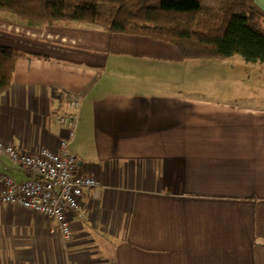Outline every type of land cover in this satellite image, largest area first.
<instances>
[{
  "label": "crops",
  "instance_id": "obj_1",
  "mask_svg": "<svg viewBox=\"0 0 264 264\" xmlns=\"http://www.w3.org/2000/svg\"><path fill=\"white\" fill-rule=\"evenodd\" d=\"M0 46L38 57L18 60L0 96V141L58 150L56 119L77 100L68 150L100 183L68 214L69 241L0 201V264H264V107L179 89L176 71L198 63L146 37L3 12ZM0 175L30 178L5 156Z\"/></svg>",
  "mask_w": 264,
  "mask_h": 264
},
{
  "label": "trees",
  "instance_id": "obj_2",
  "mask_svg": "<svg viewBox=\"0 0 264 264\" xmlns=\"http://www.w3.org/2000/svg\"><path fill=\"white\" fill-rule=\"evenodd\" d=\"M3 12L28 26L84 25L158 40L183 60L237 56L264 64V12L254 0H0ZM33 57L0 46V96L10 88L18 60Z\"/></svg>",
  "mask_w": 264,
  "mask_h": 264
},
{
  "label": "built area",
  "instance_id": "obj_3",
  "mask_svg": "<svg viewBox=\"0 0 264 264\" xmlns=\"http://www.w3.org/2000/svg\"><path fill=\"white\" fill-rule=\"evenodd\" d=\"M79 106V101L71 100L70 114L56 119L66 134L59 142L58 150L41 148L32 154L20 153L10 144L0 141V156H5L30 176L23 182H15L11 177L0 175V201L53 219L65 241L72 237L68 214L80 211V200L100 185L93 176L76 172L78 161L68 150L75 135Z\"/></svg>",
  "mask_w": 264,
  "mask_h": 264
},
{
  "label": "rangeland",
  "instance_id": "obj_4",
  "mask_svg": "<svg viewBox=\"0 0 264 264\" xmlns=\"http://www.w3.org/2000/svg\"><path fill=\"white\" fill-rule=\"evenodd\" d=\"M220 61H225L221 64ZM198 63L195 68L188 67L176 71L173 80L179 89L212 91L210 97L229 99L242 105L247 102L253 108L264 107V64L246 63L234 56L227 60H185ZM209 91L206 92L209 93Z\"/></svg>",
  "mask_w": 264,
  "mask_h": 264
}]
</instances>
